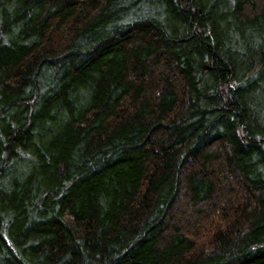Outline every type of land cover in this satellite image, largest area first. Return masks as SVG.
Wrapping results in <instances>:
<instances>
[{
    "label": "trees",
    "instance_id": "1",
    "mask_svg": "<svg viewBox=\"0 0 264 264\" xmlns=\"http://www.w3.org/2000/svg\"><path fill=\"white\" fill-rule=\"evenodd\" d=\"M0 264H264V0H0Z\"/></svg>",
    "mask_w": 264,
    "mask_h": 264
}]
</instances>
